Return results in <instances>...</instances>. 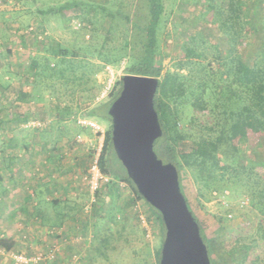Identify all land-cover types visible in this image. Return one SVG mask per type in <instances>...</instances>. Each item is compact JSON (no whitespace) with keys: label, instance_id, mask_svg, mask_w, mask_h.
<instances>
[{"label":"rangeland","instance_id":"374dc122","mask_svg":"<svg viewBox=\"0 0 264 264\" xmlns=\"http://www.w3.org/2000/svg\"><path fill=\"white\" fill-rule=\"evenodd\" d=\"M228 1L238 5L241 0H159V12L152 0H0V169H4L5 184L9 178L11 183L15 181L12 195L20 194L17 183H22L24 172L31 179L30 197L35 194L33 182L44 179V186L49 188L47 198L60 202L57 207L64 213L58 220L38 219L35 209L30 215L23 214L26 219L16 213L9 222L2 221L0 235L4 236L0 238L13 240V245L9 251L0 248V264H157L156 250H161L164 236L160 221L145 201L129 204L132 196L123 183L113 204L103 185L96 190L89 187L90 167L98 158L101 135L108 123L86 118L84 113L88 107L107 101L112 86L122 75L130 74L127 68L142 58L152 41L161 75L175 69L190 41L199 49L208 48L213 55L215 50L224 53L223 36L210 16L215 6H226ZM242 1L243 8L253 11L245 18L249 36L244 41L251 60L261 47L264 49V0ZM38 10L44 13L38 14ZM154 17L157 22L150 36L148 28ZM53 49L60 54H54ZM62 52L71 60L68 69L76 75L83 73L80 81L64 83L49 74L34 78L47 61L50 67H56V62L60 67ZM33 58L36 68L31 67ZM57 103L73 108L79 105L81 109L68 117L64 111L57 115ZM256 109L260 119L248 114L236 125H229L226 139L207 131L194 134L198 122L188 111L184 114V132L189 137L175 150L181 164L186 166L196 142L213 136L218 139L221 164L227 155H238L239 163L253 166L252 184L260 188L256 182L264 184V130L260 128L264 105ZM60 116L66 120H59ZM79 120L93 121L100 129L84 127L78 131ZM203 127L209 130L211 125L205 123ZM50 155L60 157L55 160ZM16 169V177L21 179L15 180ZM189 175L187 168L181 169L184 192L201 222L213 263L264 264V242H258L247 196L232 195L227 189L222 193L200 189L205 194L200 196ZM3 176L0 174L2 180ZM43 204L40 208L48 209ZM107 213L115 219L108 220ZM243 214L248 215V221L243 222ZM140 215L145 217V225ZM227 229L236 234L224 241ZM235 244L253 247L245 260L238 258L239 246L234 258L228 254ZM19 254L36 260L18 262L14 255Z\"/></svg>","mask_w":264,"mask_h":264},{"label":"trees","instance_id":"16d2710c","mask_svg":"<svg viewBox=\"0 0 264 264\" xmlns=\"http://www.w3.org/2000/svg\"><path fill=\"white\" fill-rule=\"evenodd\" d=\"M152 3L159 12L161 10L159 0H152ZM243 4L242 0L238 2V5H230L228 1L226 6L217 5L211 11L210 21L218 26L223 36V42L226 46L224 53L215 50L213 55L211 51L208 52V48L199 49L197 43L190 41L185 57L177 60L175 69L166 70L161 75V65L156 64V50L152 41L145 48L142 58L127 68V72L130 74L154 76L159 79L154 97V108L162 128V135L155 140L153 149L156 147L155 150L164 158L163 162H170L176 167L180 190L189 210L199 225L200 235L206 244L211 264L214 263L206 236L202 231L201 222L193 213L182 186L181 169L184 167L188 169L193 182L198 185L200 196L205 195L200 189L209 193L212 190L222 193L224 189H227L232 195H246L249 205L248 211L256 221L255 228L258 242H264V184L255 181L261 186L260 188L256 187L255 183L252 184L255 178L252 171L253 166L239 163L236 154L227 155L224 164H221L217 148L218 139H214L213 136L203 137L196 142L185 160L186 166L181 164L180 159L175 154L176 147L183 145L189 137L184 132L187 126L184 114H187L188 111H191L198 122L193 128L194 134L204 135V131H207V133L214 134V137L218 136L223 139H226L228 126L236 125L248 114L260 119L256 107L258 108L261 104L264 105V49H261V47L251 60L248 59L244 49V41L249 36L245 18L251 15L253 11L248 7L243 8ZM43 13L44 11L38 10V14ZM155 18L148 28V35L150 36L153 35L151 32L152 27L157 22ZM262 24L264 27V17H262ZM248 25L251 26L250 23ZM210 46L213 47V45ZM53 53L60 54L59 50L55 51L54 49ZM61 54L63 55L59 58V63L62 64L60 67L57 68V62L55 63L56 67H50L47 61V64L43 66L39 73L36 71L34 78L37 79L39 76L49 74V76L61 79L62 82L80 81L83 73L76 75L75 71L68 69L71 60L67 59L66 53L62 52ZM64 63L69 64L64 65ZM36 65L37 60L33 58L31 67L36 68ZM117 85L119 86L117 87ZM120 89L121 82L117 81L109 91L107 101L88 107L84 117L89 119L98 118L108 123V127L102 133V145L97 158L98 168L103 175L107 176L108 180L100 183V186L103 185L105 195L113 204L119 195L118 186L123 183L127 186L128 192L131 193L132 198L128 202L130 204L143 198L115 155L111 142V120L108 115V108L118 96ZM19 100H23V97H19ZM54 109V114L59 115L61 111H64L65 116L68 117L81 108L79 105L73 108L71 106H61L60 103H57ZM59 120L66 119L60 116ZM205 123L211 125L209 130H204ZM76 127L82 129L90 126L78 124ZM260 128L264 130V122L260 123ZM241 138L246 140L243 136ZM50 156L55 160L60 157ZM157 157L159 158L158 155ZM145 203L160 221L162 235L164 236L165 229L159 212L146 201ZM120 209L122 210V208H117L118 211ZM107 214L108 220L115 219L112 213ZM247 214L242 215L243 222L248 221ZM216 218L219 221L223 220L222 217ZM233 234H236V231L227 229L224 233L225 236L223 235V240L226 241ZM12 245V241L0 238V248L3 250L9 251ZM237 247L240 249L239 253L237 252L238 255L240 254L238 257L240 260H245L253 249L251 245L237 244L229 249L228 254L230 257L234 258V254L237 255L235 253L238 250ZM159 257L160 249H157V264Z\"/></svg>","mask_w":264,"mask_h":264},{"label":"water","instance_id":"95a60500","mask_svg":"<svg viewBox=\"0 0 264 264\" xmlns=\"http://www.w3.org/2000/svg\"><path fill=\"white\" fill-rule=\"evenodd\" d=\"M119 80L121 89L108 108L112 147L138 193L161 216L165 232L158 264H211L176 167L153 149L162 135L154 108L159 79L125 74Z\"/></svg>","mask_w":264,"mask_h":264},{"label":"crops","instance_id":"0c3cea01","mask_svg":"<svg viewBox=\"0 0 264 264\" xmlns=\"http://www.w3.org/2000/svg\"><path fill=\"white\" fill-rule=\"evenodd\" d=\"M4 169H0V174L3 176V172ZM15 177V180L21 179L16 177V175L19 176L18 170L16 169V173L13 174ZM10 176V175H8ZM27 172H24V174L22 175V183L18 184V190L20 192L19 193H15L14 195H12L11 192V188L13 185L15 184V181L13 183L10 182V178L7 180V184H5L6 182V178L4 177V179L2 180L0 178V226L2 225L1 222L6 220L9 222V220H12L11 216H13L14 214H18L20 217H24V219L27 218V216L25 217L23 214H28L30 215L31 211H35V209L37 210L38 219H60L64 213H61V211H59L60 209L57 207V203L58 202L56 199H49L47 198V189H49L47 186H44L45 182L44 179H38L36 181L33 182L34 186H35V194H33V196L30 197V191L28 190L30 188V183H31V179L30 176L27 178ZM22 184V189H26V190H22L20 187V185ZM17 190V192H18ZM28 190V192H27ZM37 198V199H36ZM42 201L45 202L46 208L48 209H41V205H42ZM25 207H27L26 211L24 212ZM64 217V216H63ZM16 219V218H15ZM7 226V225H6ZM1 232V231H0ZM3 234H1L0 236H2ZM13 241V240H11Z\"/></svg>","mask_w":264,"mask_h":264},{"label":"built area","instance_id":"2783aa9c","mask_svg":"<svg viewBox=\"0 0 264 264\" xmlns=\"http://www.w3.org/2000/svg\"><path fill=\"white\" fill-rule=\"evenodd\" d=\"M79 122L81 123V124H84V125H89L90 127H92V128H95V129H100L99 127H98V125L95 123V122H93V121H89V120H82V121H80L79 120ZM102 132V131H101ZM102 137H103V135H101ZM103 180L104 181H107L108 179H107V176H105V175H103L101 172H100V170H99V168H98V165H97V159H95L94 161H93V163H92V165H91V167H90V178H89V181H88V183H89V187L92 189V190H96V189H98V187H99V183H102L103 182ZM140 217V221L145 225L146 223H145V217L144 216H142V215H140L139 216ZM14 258H15V260H17L18 262H24V263H28V262H31V261H35L36 259H28V258H26L25 256H23V255H14ZM39 257H37V259H38Z\"/></svg>","mask_w":264,"mask_h":264}]
</instances>
